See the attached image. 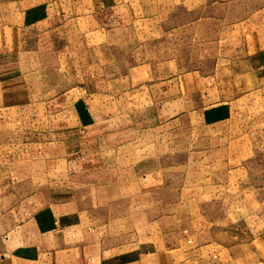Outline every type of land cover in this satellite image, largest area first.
I'll list each match as a JSON object with an SVG mask.
<instances>
[{
	"label": "crops",
	"instance_id": "obj_1",
	"mask_svg": "<svg viewBox=\"0 0 264 264\" xmlns=\"http://www.w3.org/2000/svg\"><path fill=\"white\" fill-rule=\"evenodd\" d=\"M77 3L85 1L0 0V116L9 125L43 104L44 113L60 117L49 130L65 132L40 140L42 154L31 161L0 172V264H170V253L182 252L188 237L179 215L185 207L165 192L153 134L222 95L186 93L184 81L166 94L101 91L89 67L104 65L100 21L108 17L79 12ZM108 14L112 22L122 19ZM142 146L150 151L137 154ZM109 156L122 164L111 181H97L95 199L87 192L73 197L69 179L78 175V163L83 180L98 178Z\"/></svg>",
	"mask_w": 264,
	"mask_h": 264
},
{
	"label": "rangeland",
	"instance_id": "obj_2",
	"mask_svg": "<svg viewBox=\"0 0 264 264\" xmlns=\"http://www.w3.org/2000/svg\"><path fill=\"white\" fill-rule=\"evenodd\" d=\"M84 1L77 3L79 12L108 17L100 21L106 27L104 65L89 67L90 74H98L101 91L166 94L184 81L186 93L222 95L153 134L159 139L151 147L154 165L160 166L169 199H183L179 215L188 234L182 252L170 253L167 262L264 264V50L254 51L264 45V0ZM111 11L122 19L112 22ZM93 26L88 20L87 27ZM112 26L119 29H107ZM40 107L9 125L0 116V172L42 154L40 140L64 138V131L48 128L60 117L55 120ZM112 160L109 156L101 175L88 180L78 163L81 175L69 179L73 197L87 192L95 199L92 187L110 182L114 166L122 165Z\"/></svg>",
	"mask_w": 264,
	"mask_h": 264
}]
</instances>
